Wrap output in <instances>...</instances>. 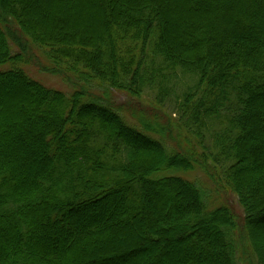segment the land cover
<instances>
[{
	"label": "trees",
	"instance_id": "obj_1",
	"mask_svg": "<svg viewBox=\"0 0 264 264\" xmlns=\"http://www.w3.org/2000/svg\"><path fill=\"white\" fill-rule=\"evenodd\" d=\"M101 89L157 90L180 147ZM1 149L0 264H241L240 242L264 264V0H0Z\"/></svg>",
	"mask_w": 264,
	"mask_h": 264
},
{
	"label": "rangeland",
	"instance_id": "obj_2",
	"mask_svg": "<svg viewBox=\"0 0 264 264\" xmlns=\"http://www.w3.org/2000/svg\"><path fill=\"white\" fill-rule=\"evenodd\" d=\"M20 41V40H18ZM17 43V44H16ZM15 44L17 47L13 52L17 50L19 47L18 42ZM20 51V47L18 48ZM31 54L35 56L34 58L38 61H40L37 58L44 57L43 51L41 49H38L37 47H33L31 50ZM37 57V58H36ZM41 62V61H40ZM30 75L34 77L35 79H38L39 81L43 82L48 87H53L56 89H61L64 91H69L74 87H77L79 83H76L77 77L71 75V77L68 79H63L55 74H52L50 72H46L42 70V67L38 65H34L31 60V64L27 66L26 68ZM179 77V75L177 76ZM176 77V82L179 83V79L184 78L180 76L179 79ZM173 79V76H172ZM180 86L184 85L182 83H179ZM180 87L175 88L176 93H179ZM102 89L99 91L101 98V102L104 104L109 105V103L115 104L116 108H118L122 113L126 112L128 114L132 113V110L136 114H132L135 119H139L138 112L145 117L147 122H149L156 130L160 127H166L164 130H159L160 132H163L166 135V138L168 139V143L173 144V147L179 148L180 146L177 143V138L181 140V138L178 135V119L179 114L177 112V109L174 105H168L165 100H162V102L157 98V90L151 91L147 90L146 94L142 95L141 98H132L127 92L125 91H119L116 89H110L108 92L104 93ZM110 99V101L108 100ZM137 105V106H134ZM133 106V107H131ZM131 107V108H130ZM132 109V110H131ZM151 114H154L157 119H153ZM172 128V130H169ZM158 135V134H157ZM191 135V134H189ZM172 147V146H171ZM201 149V148H200ZM202 150V149H201ZM0 152H3L1 149ZM202 153L204 152H195L196 156L200 159H207V156H203ZM209 165H207L206 169L202 168L200 166H196V168L193 171L185 172L184 174L194 180L203 190L205 191L204 195H207V199L209 200L210 204H212V207L222 205V204H228L230 207L234 210V212L238 216V228H237V237L239 235L243 234V228L241 224V219L244 216V210L241 206V204L238 201L237 195L230 190V188L227 187L223 181H221L219 169L216 168L213 164L211 165L212 161L210 159L206 160ZM248 243V242H247ZM239 263L241 264H247L250 259H253L251 257V253L249 250V247L243 245L240 242L239 245ZM248 249V251H247ZM241 255V256H240Z\"/></svg>",
	"mask_w": 264,
	"mask_h": 264
}]
</instances>
